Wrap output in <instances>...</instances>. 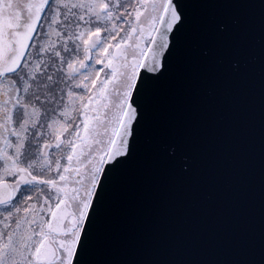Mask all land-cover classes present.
Here are the masks:
<instances>
[{
    "label": "snow or ice",
    "instance_id": "6c2138e0",
    "mask_svg": "<svg viewBox=\"0 0 264 264\" xmlns=\"http://www.w3.org/2000/svg\"><path fill=\"white\" fill-rule=\"evenodd\" d=\"M256 73L264 98V0H0V264H123L131 177L187 161L167 89Z\"/></svg>",
    "mask_w": 264,
    "mask_h": 264
},
{
    "label": "water",
    "instance_id": "95a60500",
    "mask_svg": "<svg viewBox=\"0 0 264 264\" xmlns=\"http://www.w3.org/2000/svg\"><path fill=\"white\" fill-rule=\"evenodd\" d=\"M160 123L164 135L184 140L187 161L168 140L164 156L179 166L148 159L131 177L116 213L117 258L123 264H264L259 74L242 86L200 79L174 83Z\"/></svg>",
    "mask_w": 264,
    "mask_h": 264
},
{
    "label": "flooded vegetation",
    "instance_id": "af4514ba",
    "mask_svg": "<svg viewBox=\"0 0 264 264\" xmlns=\"http://www.w3.org/2000/svg\"><path fill=\"white\" fill-rule=\"evenodd\" d=\"M97 67H100V66H97ZM103 76V73L101 74ZM53 152H56V149H52ZM58 155H62V153H57ZM51 159L55 160L56 159V156H53L51 157ZM63 162H66V157L64 158V161Z\"/></svg>",
    "mask_w": 264,
    "mask_h": 264
}]
</instances>
